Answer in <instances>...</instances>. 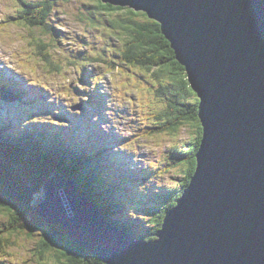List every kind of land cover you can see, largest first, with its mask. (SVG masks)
<instances>
[{"label": "water", "instance_id": "95a60500", "mask_svg": "<svg viewBox=\"0 0 264 264\" xmlns=\"http://www.w3.org/2000/svg\"><path fill=\"white\" fill-rule=\"evenodd\" d=\"M121 4L149 11L198 90L191 183L145 242L112 226L59 174L33 209L105 264H264V0Z\"/></svg>", "mask_w": 264, "mask_h": 264}, {"label": "trees", "instance_id": "16d2710c", "mask_svg": "<svg viewBox=\"0 0 264 264\" xmlns=\"http://www.w3.org/2000/svg\"><path fill=\"white\" fill-rule=\"evenodd\" d=\"M18 1L21 2H18L21 5L19 15L8 17L7 25L12 23L25 27L28 31V42L32 45L31 52L42 58L52 69H60L59 65L52 63L49 53L51 41L46 34L47 31L50 32L48 20L57 0ZM94 9L98 10L99 19L104 18L107 27L113 31L115 39L111 40L118 43L117 56L122 63L116 69L121 73L125 69L140 70L149 75L144 79L151 77L156 84L152 85V89L156 99H161H157V110L147 113V118L155 119L156 122L144 129L152 134L166 132L170 135H176L184 129L188 131L189 138L184 146H171L166 152L165 165H155L154 169L159 175L171 173L169 175H172L175 185L165 190L158 189L154 195L155 205H147L144 201L146 204L130 207L146 216L147 221L131 216L125 206L135 201L128 202L129 198L120 189V185L125 184L123 178H115V182L107 184L108 170L99 165L103 162L99 149L90 150L87 146L69 139L66 134H54L45 141H38L34 134L39 132L40 135V130L46 131V128L16 129L14 121L0 118V214L4 219L0 223V229H3L0 231V255L3 258L11 256L10 250L15 247L12 239L18 234L20 237L21 233H27L30 236H39L30 252V257L32 254L34 260L31 264H105L98 257L89 254L86 248L70 240L61 226L44 223L33 209V204L42 193L51 172L73 178L110 222L122 226L129 235L145 240L154 238L161 229L167 210L176 205L178 196L191 183L202 127L197 111L199 100L187 90L184 67L175 60L174 51L161 33L158 22L153 24L149 17L144 19L119 12L109 15L98 6ZM91 16V22L97 21L94 20V14ZM53 30L55 28L52 26ZM165 41L168 43L165 44ZM81 56L82 54L78 56L79 59ZM86 57L88 56H84ZM114 69L113 67L110 71ZM13 95V101L19 103L29 96L33 97V94L20 90ZM38 101L33 100V104ZM115 195L122 200L116 199ZM139 231L143 233L139 235ZM25 238L22 235V239ZM49 253L52 256L46 258ZM2 259L0 264L5 262ZM18 264L27 263L22 260Z\"/></svg>", "mask_w": 264, "mask_h": 264}, {"label": "rangeland", "instance_id": "374dc122", "mask_svg": "<svg viewBox=\"0 0 264 264\" xmlns=\"http://www.w3.org/2000/svg\"><path fill=\"white\" fill-rule=\"evenodd\" d=\"M20 6L17 0H0V15L16 16ZM95 6L87 3L86 0H57L48 20V26H51L50 32L47 31L46 34L48 40L51 41L50 58L52 63L60 66V69H52L42 58L32 53L27 29L13 24L0 32V69L9 71L15 78L19 77L22 82L29 84V87L38 88L39 102L33 110H28L27 115L35 118V121L29 120L27 122L29 126L50 125L51 119H56L57 116H68L69 119L71 118L69 124L63 123L59 127L63 132L70 133L72 138L75 136L88 137L93 131L98 140H101L99 133L102 137L111 136L113 138L115 134L119 135L120 145L117 141H112L108 147L116 148V150L110 149L111 153L107 151V154H123L122 149L128 150L129 155H126L124 160L128 159L127 174L129 177L127 179L129 181L123 187L129 198L128 202L135 201V204L139 206L146 204L145 202L148 205L156 203L154 195L158 188L171 185L172 175L168 173L161 178L156 176L152 179L147 169L162 163L165 160V151L173 145H183L188 140L189 134L185 129L181 130L177 136L141 135L136 132L138 128L153 124L148 119L138 124L136 109L137 105L146 106L150 98H154V92L149 90L148 84L144 83L148 89L145 90L140 83L135 82L136 79H140L138 75L140 71L136 69L127 71L122 66L125 83L121 87L118 84V81H121L119 80L120 71L110 74L107 72L113 67L116 69V66L122 62L117 56L118 43L111 40L115 35H112L113 31L107 27L108 24L103 21L104 18L99 19L100 15L98 10L94 9ZM92 14L96 16L94 20L97 21L89 20L93 18ZM52 26L55 28L53 31ZM81 54H88L89 57L81 60L78 58ZM110 62L114 63L110 64ZM87 65H93V69L87 68ZM93 72L99 74L94 75L93 79L86 80V76L90 77ZM110 87L111 91L108 92L106 88L110 89ZM115 87L124 97L116 95ZM95 95L99 98L100 95H109L110 98L107 103L102 100L97 106L95 103L98 101H92V106H89L87 102L91 101ZM114 95L118 99H113ZM78 104L85 106L81 110H75L78 113L71 115L73 112H69V108ZM105 106L107 108H103ZM29 107L27 105V108ZM116 107L120 110L118 115L114 113L117 110ZM15 108L13 103L0 100V118L16 123L18 120L11 116V111ZM93 113H97V116H93ZM18 115L21 116L20 111L16 109L15 116ZM85 118H88V121ZM122 167H126L123 162ZM140 177L144 178V181ZM128 210L142 219L138 210L132 208ZM1 221L3 217L0 214ZM22 235L26 237L24 240ZM38 239V234L30 236L27 233H21L20 237L19 234L15 236L12 239L15 241V247L10 250L12 261L26 260L27 264L34 262L32 254L30 257V252ZM49 256L52 254L49 253L46 258Z\"/></svg>", "mask_w": 264, "mask_h": 264}, {"label": "snow or ice", "instance_id": "6c2138e0", "mask_svg": "<svg viewBox=\"0 0 264 264\" xmlns=\"http://www.w3.org/2000/svg\"><path fill=\"white\" fill-rule=\"evenodd\" d=\"M87 3L89 4H93L98 6L101 10H105L109 13V15H111L112 12H119L121 14H128L134 17H143L144 19H148L149 17V11H138L135 10L139 7H141L140 5H135L133 7H123L121 4V0H110V2H105V0H86ZM152 23L155 24L157 23L156 20H152ZM168 41H165V44H167ZM166 55V53H165ZM173 63H176L175 61H173ZM179 67V65H178ZM184 81L185 83L188 84V92H190L194 97H196L197 100H199V96H197V89H195V87L191 84L188 83V77L185 76L184 77ZM195 103V101H194ZM198 111V110H197ZM9 211H11L9 209ZM0 231H3V229H0Z\"/></svg>", "mask_w": 264, "mask_h": 264}, {"label": "bare ground", "instance_id": "6f19581e", "mask_svg": "<svg viewBox=\"0 0 264 264\" xmlns=\"http://www.w3.org/2000/svg\"><path fill=\"white\" fill-rule=\"evenodd\" d=\"M118 85V84H117ZM104 93V92H103ZM24 100H26V99H24Z\"/></svg>", "mask_w": 264, "mask_h": 264}]
</instances>
